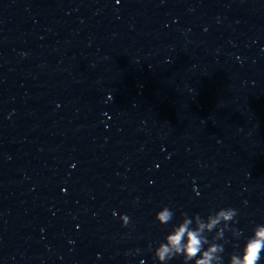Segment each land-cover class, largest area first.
I'll use <instances>...</instances> for the list:
<instances>
[{"label": "clouds", "instance_id": "clouds-1", "mask_svg": "<svg viewBox=\"0 0 264 264\" xmlns=\"http://www.w3.org/2000/svg\"><path fill=\"white\" fill-rule=\"evenodd\" d=\"M237 215L238 210L231 207L210 213L206 219L199 214L189 217L187 213H181L180 221L153 249V258L157 264H168L176 257H182V264H224L225 249L219 241L224 239L226 232H230L237 240L243 235L242 231L230 226L238 222ZM173 218L174 212L167 206L155 215V220L161 225L171 223ZM120 220L122 226L129 225L130 218L127 215H122ZM212 233L214 235L209 239ZM233 247L238 250L230 254L228 264H261L264 260V224H256L252 228L242 248L238 245Z\"/></svg>", "mask_w": 264, "mask_h": 264}]
</instances>
